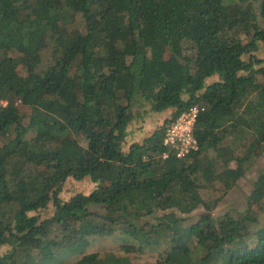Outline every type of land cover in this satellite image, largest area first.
Segmentation results:
<instances>
[{
  "label": "trees",
  "instance_id": "16d2710c",
  "mask_svg": "<svg viewBox=\"0 0 264 264\" xmlns=\"http://www.w3.org/2000/svg\"><path fill=\"white\" fill-rule=\"evenodd\" d=\"M263 45L264 0H0V264H264V172L214 213L264 159Z\"/></svg>",
  "mask_w": 264,
  "mask_h": 264
},
{
  "label": "rangeland",
  "instance_id": "374dc122",
  "mask_svg": "<svg viewBox=\"0 0 264 264\" xmlns=\"http://www.w3.org/2000/svg\"><path fill=\"white\" fill-rule=\"evenodd\" d=\"M256 56L261 60L264 59V45L262 46V50L258 52ZM216 79L217 77L210 80V82L215 81ZM173 112L174 110H172L167 116L163 115L161 117L157 114L149 113L146 117L137 119L136 121H134V123L131 126L132 131L135 132L136 138H133L134 135L132 133L131 135H129L127 139L128 142L130 143L131 141H133V139L144 137V135L149 131L150 132L154 131L159 126H161L165 120L170 119L172 117ZM129 143H127V145ZM126 148L127 146L125 145V149ZM263 172H264V159L261 160V162L253 168L252 172L248 174L246 178L240 180L238 185L235 188H233L229 192V194L222 200V202L220 203V205L218 206V208L214 213L224 214L231 209H235L237 211L243 212V210H245L248 204L247 197L251 194V191L253 189V184L257 180L259 175ZM96 188H97V184L91 182V180L89 179H86L85 181L82 182L69 180L66 183L61 193V197L64 200H69L71 197L79 193L90 194ZM209 195H210V191L204 193L205 197ZM52 211H53L52 205L50 204L46 209H43L37 214H40L41 217L48 218L49 216H51ZM202 211L203 208L195 211L191 215L183 216V218H185L190 224L194 223L200 218V215L203 213ZM9 250H10L9 246H0V256L5 254Z\"/></svg>",
  "mask_w": 264,
  "mask_h": 264
},
{
  "label": "built area",
  "instance_id": "2783aa9c",
  "mask_svg": "<svg viewBox=\"0 0 264 264\" xmlns=\"http://www.w3.org/2000/svg\"><path fill=\"white\" fill-rule=\"evenodd\" d=\"M5 104L0 102V105ZM203 110L199 106H193L171 124L164 138V146L167 150L162 155L163 159L169 158L172 154L178 159H183L199 150V143L194 132L195 124Z\"/></svg>",
  "mask_w": 264,
  "mask_h": 264
}]
</instances>
